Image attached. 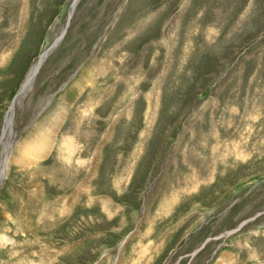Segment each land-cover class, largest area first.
<instances>
[{"label": "rangeland", "instance_id": "374dc122", "mask_svg": "<svg viewBox=\"0 0 264 264\" xmlns=\"http://www.w3.org/2000/svg\"><path fill=\"white\" fill-rule=\"evenodd\" d=\"M8 2L0 264H264V0Z\"/></svg>", "mask_w": 264, "mask_h": 264}, {"label": "bare ground", "instance_id": "6f19581e", "mask_svg": "<svg viewBox=\"0 0 264 264\" xmlns=\"http://www.w3.org/2000/svg\"><path fill=\"white\" fill-rule=\"evenodd\" d=\"M3 1H5V3L7 4V2L8 1H12V0H0V7H1V3L3 2ZM10 2H8V3H10ZM30 2V1H29ZM24 10L26 11V8H24ZM31 11L29 10L27 13L26 12H24V13H22V19L25 17V16H27V15H31ZM14 15V14H13ZM32 16V15H31ZM33 22V21H32ZM13 24V23H12ZM15 24V23H14ZM2 25H3V23H2ZM16 25V24H15ZM6 26V25H5ZM14 26V25H13ZM2 29V28H1ZM46 56H47V53H44V54H42L39 58H38V60H37V62L34 64V66L32 67V69H31V71H30V73H29V75H28V77H27V80H26V82H25V84H24V87H23V89H22V93L24 92V91H27L29 88H30V86L33 84V82L35 81V79H36V77H37V75L39 74V72H40V70H41V68H42V66H43V64H44V61H45V59H46ZM17 104V103H16ZM15 109V108H14ZM13 109V110H14ZM13 110H11V115H10V117H9V119L6 121V123H5V126H4V134H6V131L8 130V128L10 127V124H11V120H12V117H13ZM48 141H49V139H48ZM48 141H45V143L43 144H41V146H40V144H39V149H40V151L41 152H43V153H45L47 150V142ZM53 145V144H52ZM50 148H52V146L50 147ZM36 153V152H35ZM43 153H41V154H39V155H36V160H38L39 158H41V156L43 155ZM71 154V153H70ZM27 158H29L31 155H32V153L30 152V151H28L27 152ZM33 159L35 160V158L33 157ZM8 239H6V238H2V239H0V245H2V244H4V243H8Z\"/></svg>", "mask_w": 264, "mask_h": 264}, {"label": "water", "instance_id": "95a60500", "mask_svg": "<svg viewBox=\"0 0 264 264\" xmlns=\"http://www.w3.org/2000/svg\"><path fill=\"white\" fill-rule=\"evenodd\" d=\"M78 0H76L75 4L77 3Z\"/></svg>", "mask_w": 264, "mask_h": 264}]
</instances>
